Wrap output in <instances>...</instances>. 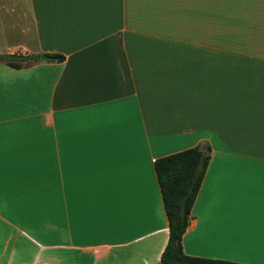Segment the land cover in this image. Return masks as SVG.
Masks as SVG:
<instances>
[{
	"label": "crops",
	"instance_id": "1",
	"mask_svg": "<svg viewBox=\"0 0 264 264\" xmlns=\"http://www.w3.org/2000/svg\"><path fill=\"white\" fill-rule=\"evenodd\" d=\"M0 8L2 39L11 27L32 43L0 53L39 55L0 62L2 264H157L167 219L153 161L203 144L183 251L264 264V0Z\"/></svg>",
	"mask_w": 264,
	"mask_h": 264
},
{
	"label": "trees",
	"instance_id": "2",
	"mask_svg": "<svg viewBox=\"0 0 264 264\" xmlns=\"http://www.w3.org/2000/svg\"><path fill=\"white\" fill-rule=\"evenodd\" d=\"M49 60H61L63 55L44 53ZM37 54L0 53V62L19 67L38 59ZM209 158V146H190L153 161L162 205L167 219V238L157 264H247L227 259L207 258L187 254L181 236L187 225L190 207L198 190Z\"/></svg>",
	"mask_w": 264,
	"mask_h": 264
},
{
	"label": "rangeland",
	"instance_id": "3",
	"mask_svg": "<svg viewBox=\"0 0 264 264\" xmlns=\"http://www.w3.org/2000/svg\"><path fill=\"white\" fill-rule=\"evenodd\" d=\"M2 1V0H1ZM7 1V0H6ZM7 3V2H6ZM2 7V5H1ZM25 9V8H23ZM11 16L10 17H5L8 21L14 22V15L13 12H10ZM25 13V10H24ZM26 17V16H25ZM24 17V19H25ZM15 25H13L12 27H14ZM12 32H7L6 36L7 39L3 40L2 39V8H0V47L4 44H14L19 40H22V42L26 43V45L31 46V40H30V33H18L15 29L11 28ZM22 36V37H21ZM2 50V49H1ZM59 251H55V254L57 257H59L58 262L62 263V262H66L63 258V253L61 249H58ZM4 255L2 254V221L0 219V264H2V259H3ZM25 259H27V256L25 254L24 256ZM90 262V259L86 256L83 257L82 259H79L78 257H70V263L68 264H90L88 263ZM11 264V263H10ZM13 264V263H12Z\"/></svg>",
	"mask_w": 264,
	"mask_h": 264
},
{
	"label": "water",
	"instance_id": "4",
	"mask_svg": "<svg viewBox=\"0 0 264 264\" xmlns=\"http://www.w3.org/2000/svg\"><path fill=\"white\" fill-rule=\"evenodd\" d=\"M42 57H44L45 55H41Z\"/></svg>",
	"mask_w": 264,
	"mask_h": 264
}]
</instances>
